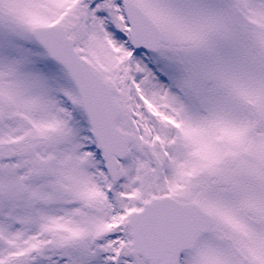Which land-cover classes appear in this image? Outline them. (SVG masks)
Wrapping results in <instances>:
<instances>
[{
  "label": "snow or ice",
  "instance_id": "6c2138e0",
  "mask_svg": "<svg viewBox=\"0 0 264 264\" xmlns=\"http://www.w3.org/2000/svg\"><path fill=\"white\" fill-rule=\"evenodd\" d=\"M0 264H264V0H0Z\"/></svg>",
  "mask_w": 264,
  "mask_h": 264
}]
</instances>
